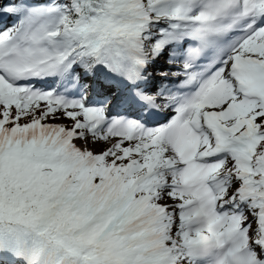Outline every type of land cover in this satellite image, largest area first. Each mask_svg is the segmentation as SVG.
Wrapping results in <instances>:
<instances>
[{
	"label": "snow or ice",
	"instance_id": "1",
	"mask_svg": "<svg viewBox=\"0 0 264 264\" xmlns=\"http://www.w3.org/2000/svg\"><path fill=\"white\" fill-rule=\"evenodd\" d=\"M0 264H264V0H0Z\"/></svg>",
	"mask_w": 264,
	"mask_h": 264
},
{
	"label": "bare ground",
	"instance_id": "2",
	"mask_svg": "<svg viewBox=\"0 0 264 264\" xmlns=\"http://www.w3.org/2000/svg\"><path fill=\"white\" fill-rule=\"evenodd\" d=\"M167 115V114H166ZM163 120H164V116L162 117V119L160 120L161 122H163Z\"/></svg>",
	"mask_w": 264,
	"mask_h": 264
}]
</instances>
